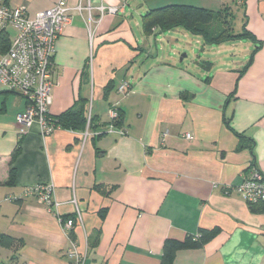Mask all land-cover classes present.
<instances>
[{
	"label": "crops",
	"instance_id": "1",
	"mask_svg": "<svg viewBox=\"0 0 264 264\" xmlns=\"http://www.w3.org/2000/svg\"><path fill=\"white\" fill-rule=\"evenodd\" d=\"M57 2L8 4L26 6L33 18ZM80 3L125 8L94 24L91 40L88 16L76 10ZM67 4L70 22L56 42L58 84L50 117L84 99L86 115L91 108L102 136L83 140L81 132L57 129L43 138L38 125L20 135L16 119L28 102L17 95L9 99L0 85V264H71L59 218L76 216L74 200L82 224L73 237L87 254L85 264H162L167 240H184L201 229L214 231V238L201 249L179 251L173 264H264V205H252L238 192L252 164L264 176V0ZM226 4L234 24L240 15L241 30L246 23L260 43L241 76L255 49L251 40L210 46L216 53L210 61L200 58L198 67L186 69L173 57L151 52L158 30H143L141 37L134 32L143 8L145 15L169 5L217 12ZM124 81L131 89L121 96L116 89ZM109 85L114 89L106 95ZM116 103L125 136L106 133L109 108ZM241 135L254 140L252 151L240 148ZM12 168L16 177L10 184ZM38 184L54 186L58 208L25 194ZM3 236L12 238L10 246L1 244Z\"/></svg>",
	"mask_w": 264,
	"mask_h": 264
},
{
	"label": "built area",
	"instance_id": "2",
	"mask_svg": "<svg viewBox=\"0 0 264 264\" xmlns=\"http://www.w3.org/2000/svg\"><path fill=\"white\" fill-rule=\"evenodd\" d=\"M125 4L118 7L100 5L93 7L90 4L80 3L76 10L87 14L90 39H93V25L109 16L119 15L124 11ZM67 0H58L50 9L41 11L30 17L26 6L12 7L5 0H0V85L10 93L22 97L28 102L26 110L17 116V125L20 135H25L35 125L39 126L43 138L60 129L56 120L50 117V107L53 103V90L58 84V73L54 65L56 42L63 34L70 22ZM99 15L95 19L93 12ZM15 31V35L11 34ZM93 53L90 56V64ZM91 79V78H90ZM131 89L129 82L120 84L116 92L125 96ZM91 108L86 115V128L81 132L83 140L93 136L98 137L102 132L93 131ZM120 119L118 103L111 104L109 108V123L107 134L125 136L122 126H117ZM192 140L193 136L185 135ZM52 184H38L26 190V195L35 196L48 208H58L60 204L54 203ZM241 197L248 203H264V176L256 169H252L250 177L238 188ZM74 218H59L62 230L69 239L70 246L66 256L71 264H85L87 254L79 250L73 237L77 225L82 224V217L77 206ZM1 204V203H0Z\"/></svg>",
	"mask_w": 264,
	"mask_h": 264
},
{
	"label": "trees",
	"instance_id": "3",
	"mask_svg": "<svg viewBox=\"0 0 264 264\" xmlns=\"http://www.w3.org/2000/svg\"><path fill=\"white\" fill-rule=\"evenodd\" d=\"M9 1L10 0H5V3H9ZM233 1H242L243 5L246 2V0ZM244 16L246 17V15ZM235 19L236 16L233 8L227 4L217 12L191 5H169L149 11L143 16L142 26L144 32L147 35H152L155 29L160 33H166L181 28L194 36L203 38L207 46H218L227 42L251 40L255 45V49L251 55L250 61L241 71V76L250 68L253 62V57L260 47V43L247 29L246 23L243 24L241 32L236 33L234 29ZM203 65L209 64L203 62ZM86 81L90 82L89 69L86 72ZM112 87V85H109L106 88V95ZM4 93L10 92L7 91ZM86 111L87 103L84 99H80L71 109L65 111L59 117L55 118L56 123L60 129L82 132L85 130L87 123ZM94 122L95 120L92 119L91 129L93 131H97ZM122 122L123 114L120 110V119L117 123V126H122ZM101 136L102 135L98 137ZM240 141V148L249 146L251 151L253 150V139L241 135ZM17 152L18 150L16 153H14V156L17 154ZM253 168H255L254 164H252V169ZM15 177V169L12 168L10 171V184L14 182ZM251 204L264 205V203ZM214 236V231L201 229L197 235L187 236L184 240H167L163 249L162 264H173L179 251L198 250L203 248L214 238ZM11 243L12 238L8 236L1 237V244L3 246H10Z\"/></svg>",
	"mask_w": 264,
	"mask_h": 264
},
{
	"label": "rangeland",
	"instance_id": "4",
	"mask_svg": "<svg viewBox=\"0 0 264 264\" xmlns=\"http://www.w3.org/2000/svg\"><path fill=\"white\" fill-rule=\"evenodd\" d=\"M147 3L149 4L153 2ZM144 11V8L141 9L142 15H145ZM135 20L139 22V27H134V32L137 33V36L139 34V36L141 37V35H143V17H141V14L140 16L137 15L135 16ZM240 21V15H238L237 20L234 24L236 33L241 32ZM11 34L15 35V31H11ZM149 43L152 53H157L160 57H163L165 55L173 57L175 62L177 63V66L186 69L198 67V62H201L200 58H202L203 61H210L209 59L216 55V53L212 51L210 52L211 47L205 44L203 38L194 36L181 28L166 33H160L158 31L156 32L155 36L152 37ZM237 43H239L240 45V42ZM184 56L186 57L183 58ZM14 95L15 94H10L8 98L13 99L15 98ZM1 100H3V97Z\"/></svg>",
	"mask_w": 264,
	"mask_h": 264
},
{
	"label": "water",
	"instance_id": "5",
	"mask_svg": "<svg viewBox=\"0 0 264 264\" xmlns=\"http://www.w3.org/2000/svg\"><path fill=\"white\" fill-rule=\"evenodd\" d=\"M185 57H186V56H184L183 58H185ZM183 58H182V59H183ZM182 59H181V60H182Z\"/></svg>",
	"mask_w": 264,
	"mask_h": 264
}]
</instances>
